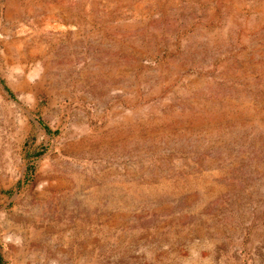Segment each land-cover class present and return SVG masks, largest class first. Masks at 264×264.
Listing matches in <instances>:
<instances>
[{"label": "rangeland", "instance_id": "rangeland-1", "mask_svg": "<svg viewBox=\"0 0 264 264\" xmlns=\"http://www.w3.org/2000/svg\"><path fill=\"white\" fill-rule=\"evenodd\" d=\"M4 264H264V0H0Z\"/></svg>", "mask_w": 264, "mask_h": 264}, {"label": "trees", "instance_id": "trees-1", "mask_svg": "<svg viewBox=\"0 0 264 264\" xmlns=\"http://www.w3.org/2000/svg\"><path fill=\"white\" fill-rule=\"evenodd\" d=\"M0 264H4V261L2 259L1 253H0Z\"/></svg>", "mask_w": 264, "mask_h": 264}]
</instances>
